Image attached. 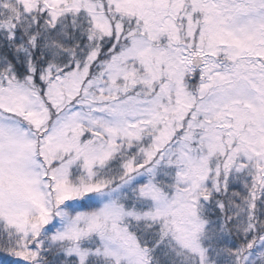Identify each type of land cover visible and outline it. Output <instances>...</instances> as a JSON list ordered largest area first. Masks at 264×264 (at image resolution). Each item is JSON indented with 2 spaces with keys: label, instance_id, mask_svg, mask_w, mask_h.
<instances>
[{
  "label": "snow or ice",
  "instance_id": "obj_1",
  "mask_svg": "<svg viewBox=\"0 0 264 264\" xmlns=\"http://www.w3.org/2000/svg\"><path fill=\"white\" fill-rule=\"evenodd\" d=\"M0 264H264V0H0Z\"/></svg>",
  "mask_w": 264,
  "mask_h": 264
}]
</instances>
